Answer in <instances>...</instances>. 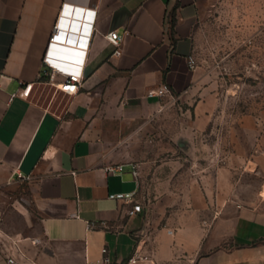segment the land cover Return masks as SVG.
<instances>
[{"label": "crops", "instance_id": "obj_1", "mask_svg": "<svg viewBox=\"0 0 264 264\" xmlns=\"http://www.w3.org/2000/svg\"><path fill=\"white\" fill-rule=\"evenodd\" d=\"M210 2L0 0V193L25 183L36 222L33 237L23 236L22 230L3 232L14 233L10 239L30 248L23 259L7 252L17 264H85L99 259L104 246L118 264L164 263L174 247L186 264H264V219L252 209L234 205L238 209L232 215L219 210L205 226L196 209L178 211L175 224L174 216L163 222L150 218L153 211L140 192L144 164L120 157L135 141L149 137L147 129L162 97L148 92L166 85L181 94L192 84V31ZM87 10H95V16L85 26L89 29L92 23L85 55L83 47L59 36L49 44L60 16L72 19L79 11L75 19L81 21L80 32ZM110 31L122 37L119 55L105 36ZM47 51L51 64L66 73L83 58L76 93L57 89L60 73L40 75ZM45 89L53 92L51 98L42 99ZM117 164L123 165L121 171L106 169ZM133 166L138 167L137 179ZM221 170L195 178L181 171L175 175L180 180L177 191L166 189L164 197L152 199L243 201L235 189L221 191ZM173 177L168 176L170 182ZM230 178L224 184L232 186ZM131 191L141 206L133 214L128 213L132 203L109 198ZM74 211L77 217H70ZM222 241L228 244L221 246ZM131 257L140 259L129 262ZM0 264H7L1 252Z\"/></svg>", "mask_w": 264, "mask_h": 264}, {"label": "rangeland", "instance_id": "obj_2", "mask_svg": "<svg viewBox=\"0 0 264 264\" xmlns=\"http://www.w3.org/2000/svg\"><path fill=\"white\" fill-rule=\"evenodd\" d=\"M192 42L190 59L196 70L192 84L184 93L161 98L147 129L149 137L139 144L130 139L135 144L120 157L144 164L140 192L142 202L153 211L150 218L163 222L174 216L175 224L178 211L196 209L203 213L200 223L205 226L212 213L232 215L238 209L234 205H239L264 219V0H211L198 15ZM52 96L45 89L42 99ZM220 169L221 191L235 189L243 201L205 202L197 196L190 201L152 199L156 194L164 197L166 189L177 191L180 180L175 175L181 171L195 178L201 173L211 177ZM229 177L232 186L224 184ZM27 188L20 183L0 193V250L15 252L21 259L30 248L10 239L14 233L3 232L22 230L23 236H35ZM186 261L174 247L169 260L155 264Z\"/></svg>", "mask_w": 264, "mask_h": 264}, {"label": "built area", "instance_id": "obj_3", "mask_svg": "<svg viewBox=\"0 0 264 264\" xmlns=\"http://www.w3.org/2000/svg\"><path fill=\"white\" fill-rule=\"evenodd\" d=\"M94 16H95V10H87L86 11V14H84L85 21L82 22L83 28H82V30H80L81 33L79 32V28L81 26V21L77 20L76 27H72V26L69 27V22L71 19L68 18L67 16H60L57 24L54 26V32L49 37V44H52L58 35H62L64 37V39H65V37L72 35L74 45H79V46L83 47L84 48L83 49V55H85L92 23H90L89 29L88 28L86 29L85 26L88 23V21L93 22ZM81 17L83 18V15ZM64 20L66 23H65V26H62L61 23ZM62 27L66 28V30L63 31L62 29H60ZM67 29L74 30L77 32H72V31L67 32ZM61 31H63L62 34H60ZM105 36H106L107 40L114 46L113 54L119 55L121 52L120 45L122 43V37L116 31H110ZM68 39H69V37H68ZM47 54H48V51L46 53L45 58L43 59V63L46 66V68H44L40 72V75L42 74L44 76L53 77V75L55 73H60L63 76V79L56 84L57 89L62 91L63 93H66V94L76 93L79 89V86H80L81 80H82L83 58L82 57L80 58V60H79L80 66L77 69H73L72 71H69L68 73H66L61 68H56L53 64H51L50 60L47 57ZM188 64H189L190 68H193V62L191 59L188 60ZM171 94H172L171 91L168 89V87L166 85H161L157 89H152L148 92L149 96H157L159 98L164 97L166 95H171ZM106 169L108 171H121L123 169V165H121V164H117L114 166L110 165V166H107ZM132 175L134 178L137 179V177L139 175L138 167H136V166L132 167ZM18 178H21V176L18 175ZM135 197H136V191H131L128 193H113V194L109 195V198L122 199L125 202L132 203V207L128 211L129 214H133V213H136L137 211H140L141 206L139 203L135 202ZM70 217H77L76 211L70 213ZM0 252L3 253V255L5 256L7 264H17L16 258L13 255H10V254L8 255L6 250H0ZM138 258L139 257H136V258L131 257V259H129V262H134ZM143 258H145V257H143ZM85 264H118V263L114 262L108 256V250L104 246L102 248V255L99 259H96L93 261L87 260L85 262Z\"/></svg>", "mask_w": 264, "mask_h": 264}, {"label": "water", "instance_id": "obj_4", "mask_svg": "<svg viewBox=\"0 0 264 264\" xmlns=\"http://www.w3.org/2000/svg\"><path fill=\"white\" fill-rule=\"evenodd\" d=\"M79 11H75L73 14H72V19L70 20V22H69V27L70 26H72V27H76V25H77V19H75V18H77V13H78ZM65 39H67V37H65ZM64 46H61V51H64V53H69L70 55H73V53L70 51V50H65V48H63ZM66 48L68 49V47L66 46Z\"/></svg>", "mask_w": 264, "mask_h": 264}, {"label": "bare ground", "instance_id": "obj_5", "mask_svg": "<svg viewBox=\"0 0 264 264\" xmlns=\"http://www.w3.org/2000/svg\"><path fill=\"white\" fill-rule=\"evenodd\" d=\"M61 25L62 26H65V24H63V23H61ZM63 28V27H62ZM62 32L63 31H61V33L60 34H62ZM59 37H61L64 41H66V42H70V43H73L74 41H73V36L71 35V36H68L69 37V39H68V37H67V39H64V37L62 36V35H58Z\"/></svg>", "mask_w": 264, "mask_h": 264}]
</instances>
